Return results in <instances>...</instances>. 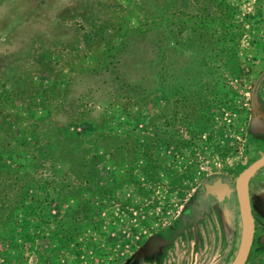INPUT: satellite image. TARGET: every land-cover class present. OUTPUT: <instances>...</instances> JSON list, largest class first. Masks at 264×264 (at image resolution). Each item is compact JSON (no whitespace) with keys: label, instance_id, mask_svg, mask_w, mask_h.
<instances>
[{"label":"rangeland","instance_id":"obj_1","mask_svg":"<svg viewBox=\"0 0 264 264\" xmlns=\"http://www.w3.org/2000/svg\"><path fill=\"white\" fill-rule=\"evenodd\" d=\"M189 40L186 66L176 42ZM154 44L178 57L160 79ZM262 154L264 0H0V175L35 197L47 187L46 219L92 210L41 255L1 243L0 264H231L235 180ZM258 173L245 264H264Z\"/></svg>","mask_w":264,"mask_h":264},{"label":"trees","instance_id":"obj_2","mask_svg":"<svg viewBox=\"0 0 264 264\" xmlns=\"http://www.w3.org/2000/svg\"><path fill=\"white\" fill-rule=\"evenodd\" d=\"M228 10H230V8ZM225 13H227L226 8L224 10L223 19H231V15ZM205 14L209 16V13ZM231 26L233 25H227L228 28ZM223 28L225 29L226 26H223ZM195 30L196 28L193 29L194 33H192V37L195 36ZM234 30L235 29L229 32V36H232L233 40L237 36ZM191 40L188 42L184 41L183 43L176 42L181 48V55L184 59L182 65L186 64V66H188L185 57H188V50L195 48V45ZM159 42L160 41L157 43ZM159 50L160 46L154 44L151 67L153 72H155L157 76L159 75L160 79L162 76L160 74L161 70L165 67H174L178 57L172 54V57L167 56L165 59L162 57ZM234 65V61L231 62L230 66L233 70L236 69V65ZM188 69L189 68H187V70ZM218 100L220 101V99L217 98V101ZM99 134V138L96 142L100 143L105 151H115L116 145L113 140V134L105 131H102ZM10 170H7L6 172L10 174ZM10 177L12 179H9L8 176L0 175V245L1 243H13L16 247H24L28 244L30 245L28 248L29 250L33 251L35 254L41 255L43 247L48 245L53 239H57L59 240L58 242L61 243H65L66 240L69 242L73 239V232L75 231L76 226L71 223L72 221L75 223H82L84 220L92 221V215L90 214L92 210H89L88 216L78 217L77 214H73L74 209H71L69 212L68 210H65L64 213L52 219L48 216L46 219L44 214L47 211V208L53 203L51 200H46L49 196L50 190H48L47 187L40 185L39 187L44 192V197H35V194H30L23 188H21L22 191H18V176L10 174ZM72 188L64 190L62 198L70 192H72V195L73 193L78 194L83 191V188ZM28 198L30 201H27ZM18 236L22 237L24 241L23 243L16 240Z\"/></svg>","mask_w":264,"mask_h":264},{"label":"water","instance_id":"obj_3","mask_svg":"<svg viewBox=\"0 0 264 264\" xmlns=\"http://www.w3.org/2000/svg\"><path fill=\"white\" fill-rule=\"evenodd\" d=\"M263 165L264 154L245 167L235 180V190L240 209L242 229L239 247L231 264H245L250 251L254 233V221L249 201L248 180L250 175ZM207 190L215 193L218 198H222L228 193L229 188L226 184L216 181L208 186Z\"/></svg>","mask_w":264,"mask_h":264},{"label":"flooded vegetation","instance_id":"obj_4","mask_svg":"<svg viewBox=\"0 0 264 264\" xmlns=\"http://www.w3.org/2000/svg\"><path fill=\"white\" fill-rule=\"evenodd\" d=\"M256 160V159H255ZM252 163V162H251ZM247 167V166H246ZM262 167H264V165L263 166H261L259 169H257L256 170V172H258V170H260ZM264 178V173H258L257 175H255V178L256 179H260V178ZM250 185H251V180H250V178H249V180H248V194H249V187H250ZM249 201L251 202V200H250V197H249ZM251 213H252V211H251ZM252 216H253V214H252ZM254 217V216H253ZM253 221H255V218H253ZM254 227H255V223H254ZM255 229V228H254ZM254 234V233H253ZM250 252V251H249ZM249 255V254H248Z\"/></svg>","mask_w":264,"mask_h":264}]
</instances>
